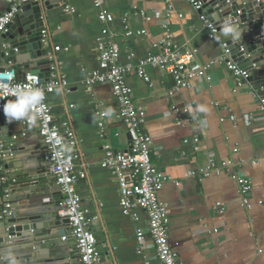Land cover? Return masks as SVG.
<instances>
[{"label": "crops", "instance_id": "1", "mask_svg": "<svg viewBox=\"0 0 264 264\" xmlns=\"http://www.w3.org/2000/svg\"><path fill=\"white\" fill-rule=\"evenodd\" d=\"M97 1L101 4L99 8H96ZM48 2L44 36L51 46L49 58L54 59L57 74L67 84L52 93L48 101L55 121L68 122L78 140V169L84 168L88 176L77 188L98 240L100 264H160L149 237L139 250L137 247L136 233L147 232L145 214L136 209V220L123 215L116 181L103 166L105 143H110L116 152H126L130 145L126 129L117 118L112 89L102 84L87 91L84 86L86 73L98 68L97 41L102 31L98 14L103 11L113 13L110 31L120 46L123 62L129 61L131 55L140 58L151 54L153 44L160 42L169 30L179 48L195 52L188 69H205L207 78L193 79L189 88L173 96L168 95L175 86L173 77L158 68L147 69L149 82L134 75L127 79L136 105L146 112L144 128L153 140V162L170 178L160 198L168 207L170 244L180 263L264 264V112L260 91L249 82L239 83L235 79L222 60L221 46L208 39L207 29L190 1ZM66 5L75 12L67 13ZM7 8V3L0 2L1 14ZM137 12L144 13L147 19L136 15ZM126 13L130 14L129 27L146 30L145 36L126 38ZM219 37L228 39V30L219 31ZM24 54L16 53L12 63L0 60V66L8 63L18 73L24 70ZM35 70L41 77L47 69ZM41 78L44 83L49 81ZM175 106L187 108L191 120L177 123L172 113ZM95 112L101 115L96 116ZM99 121L103 123L102 134L97 129ZM195 136L201 140L197 151L184 145L186 139ZM0 144L14 154L12 161L18 166L28 159L38 161L39 199L51 205L47 216L57 214L63 198L44 160L46 149L39 135L38 121L29 113L11 122L4 117L0 120ZM234 149H238L235 154ZM228 161L233 165L224 167ZM0 164V175L7 178L3 168L6 162L0 160ZM201 170L208 175H203ZM191 171L197 174L191 176ZM236 176L252 181L248 206L244 205L233 180ZM5 188L10 190L8 186ZM12 197L26 198L18 192ZM60 220L64 218H57V224ZM57 230L60 236L55 244L45 248L47 241L42 242L44 258L81 264L73 238L61 240L69 235L68 227L61 225ZM16 258L12 253L5 258L0 256V264L15 263Z\"/></svg>", "mask_w": 264, "mask_h": 264}, {"label": "built area", "instance_id": "2", "mask_svg": "<svg viewBox=\"0 0 264 264\" xmlns=\"http://www.w3.org/2000/svg\"><path fill=\"white\" fill-rule=\"evenodd\" d=\"M29 0H8L9 12L0 16V36L8 31L9 26L20 12L23 4ZM193 9L199 14L204 23L208 39L218 43L222 49V60L226 62L229 71L240 82H247L250 72L240 69L237 62L232 60L228 45L219 37V29L215 22L209 20L203 11V3L199 0H189ZM260 4V0H256ZM230 3V2H228ZM101 6L96 2V8ZM67 13H74L70 6H65ZM241 15V11H238ZM129 13L124 16L126 38H139L146 35V30H134L128 25ZM146 17L144 13H136ZM182 18V15H179ZM147 19V17H146ZM98 20L102 25L101 37L97 41L98 68L86 73L85 88L90 91L96 85L107 84L112 89L117 108L118 121L125 127L130 139L129 149L126 152H116L110 143L103 146V166L112 174L118 186L120 202L119 206L125 217L137 219L134 213L136 209L143 211L147 218V232L136 233L138 250L142 243L149 237L153 242L156 256L160 264H181L178 255L170 244V222L167 204L160 198V193L170 178L161 171L153 162V140L144 128L146 112L137 106L134 100V92L128 85L129 76H137L149 82L148 68H158L170 74L174 81V88L168 92L173 96L176 92L190 87L191 81L197 77L207 78L205 69L189 70L195 57V52L184 51L173 40L172 33L167 30L160 42L153 44V52L145 57L137 58L131 55L127 62L122 61L121 49L114 35L110 31V25L114 21L113 13L103 11L98 14ZM46 30V29H45ZM44 30V33L46 31ZM44 36L43 44H47ZM49 58V54H48ZM50 59V58H49ZM54 61V59H50ZM49 81L44 83L38 74H27L24 80H20L15 69L8 68L0 71V120L5 116L4 107L7 103L15 102L22 93L36 91L39 93L37 102L29 106L26 113L33 116L39 124L41 136L46 154L45 163L53 176L62 194L61 213L67 220L69 235L62 237V242L70 237L75 242V247L81 264H100L101 257L98 253V240L91 229V220L82 204L78 192V184L87 179L84 168L78 169L80 155L78 153V140L74 130L68 122L58 123L48 98L58 89L66 87V80L57 74L55 61L51 66ZM260 106L264 112V97H260ZM177 123L189 122L190 111L187 108L175 106L172 108ZM100 116V112H95ZM97 129L102 134L103 123L97 122ZM25 135V134H24ZM16 138V137H15ZM200 137L184 141L185 146H191L195 151L199 150ZM238 149L233 150V154ZM13 153L7 154L3 144H0V160L13 157ZM224 167L232 166V161L223 164ZM1 166V164H0ZM207 176L205 170H201ZM197 173L191 171L190 175ZM5 178L0 175V187ZM238 185L245 206L249 205L248 195L252 191V181L242 177H233ZM6 199L10 197L9 190L3 188ZM218 207H221L218 205ZM3 216H10L11 204L6 202L2 210Z\"/></svg>", "mask_w": 264, "mask_h": 264}, {"label": "water", "instance_id": "3", "mask_svg": "<svg viewBox=\"0 0 264 264\" xmlns=\"http://www.w3.org/2000/svg\"><path fill=\"white\" fill-rule=\"evenodd\" d=\"M199 1L203 3L204 13L216 23L219 31L228 30L229 38L223 42L228 45L232 60L240 69L250 72L247 82L264 97V0H260V4L256 0ZM0 2L7 3L8 0ZM46 8H50L48 0H29L23 4L8 31L0 36V60L7 59L8 63H12L16 53H25L22 59L24 70L17 73L20 80H24L29 71L35 73L38 68H46L41 77L50 78L54 63L48 58L51 46L43 44ZM9 11L7 8L5 12ZM8 63L1 64L0 71L8 69ZM12 158L5 160L3 168L8 177L0 187V210L9 201L12 212L10 216H3L0 212V256L5 258L15 254L16 262L9 264H47L52 260L57 261L54 264H65L60 259L44 258L46 253H41L44 249L42 242L47 241L45 248L50 247L48 244H55L60 236L57 227L67 226L68 222L60 220L57 224V218L64 216L59 206L57 214L47 216L51 205L39 199L41 180L36 178L38 161L28 159L18 166ZM4 186L10 187L8 199L3 195ZM17 192L26 198H13L12 195ZM23 202L27 204L22 205ZM36 242H40V246ZM40 256L44 259H39Z\"/></svg>", "mask_w": 264, "mask_h": 264}, {"label": "clouds", "instance_id": "4", "mask_svg": "<svg viewBox=\"0 0 264 264\" xmlns=\"http://www.w3.org/2000/svg\"><path fill=\"white\" fill-rule=\"evenodd\" d=\"M38 99L39 93L36 91L22 93L17 101L5 105L4 114L6 119H8L9 122L23 119L29 106L37 102Z\"/></svg>", "mask_w": 264, "mask_h": 264}]
</instances>
